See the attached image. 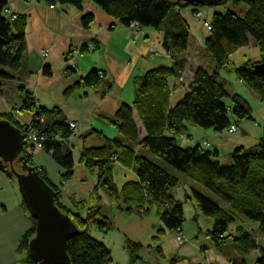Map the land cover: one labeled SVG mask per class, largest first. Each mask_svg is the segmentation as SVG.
Returning <instances> with one entry per match:
<instances>
[{
  "label": "trees",
  "instance_id": "16d2710c",
  "mask_svg": "<svg viewBox=\"0 0 264 264\" xmlns=\"http://www.w3.org/2000/svg\"><path fill=\"white\" fill-rule=\"evenodd\" d=\"M49 5H73L81 8L84 0H46ZM106 14L124 26L133 22L142 27L163 31V47L171 55L173 63L159 65L148 70L143 77L135 81L133 104H122L115 116L110 119L116 125L122 140L110 139L103 132L93 130L88 136L99 139L98 145L87 146L80 158L90 171L97 170V184L93 189L91 200L96 206L87 209L85 217L72 213L60 202L61 190L53 184L44 170L33 164L34 148L25 146L14 163V169L22 173L26 160L35 167L39 175L55 192V204L62 213L71 218L77 233L68 241L67 254L72 264H112L111 251L105 244L91 236V228L112 229L111 221L104 216L101 191L116 204L122 213L137 214L146 217L154 210L163 227L157 234L165 231L178 232L184 223L183 205L175 201L173 190L180 184V179L171 171L182 174L195 184L204 188L207 193L194 191V199L204 216L213 221L211 238L217 247L235 242L242 252L258 248L251 240V233L241 225L236 228V235L231 233L233 225L245 219L257 226L264 235V134L254 151L243 147L236 148L232 154L233 164L222 166L215 158L217 154L204 150L200 145L183 148L176 136L170 137L168 131H175L179 136L187 133L188 124L201 129H213L216 132L226 131L232 124V117L237 121L251 119L249 104L237 95L229 94L227 84L219 78L218 72L211 74L199 69L194 83L184 98L171 106V91L168 80L180 78L187 64L186 51L190 40V29L182 10L192 9V13L203 8H218L211 21L212 30L205 40V51L223 69L231 55L248 44V36L255 39L264 61V0H223L210 5L192 4L179 0H93ZM245 4L244 16L234 12L230 5ZM8 0H0V94L5 82L15 79L14 73L22 67L26 53L25 33L26 18L18 16L12 20L4 10ZM92 13L82 18L85 27L93 22ZM47 69H45V72ZM99 70L91 71L79 83L65 92L68 96L80 86L95 87L102 76ZM237 77L264 103V75L253 71V64H246L235 69ZM22 90L21 113L30 112L37 117L44 116L42 125L44 134L50 137L45 150H52V159L66 170L61 178V186L71 179L75 161L71 150L59 144L51 135L61 132L64 136L70 133L67 119L59 109L38 108L33 94L25 87ZM230 98L232 106L228 107L225 99ZM134 110L140 117L147 136L142 141L143 153L135 145L139 141L138 128L134 121ZM0 120H8L7 115ZM21 128L20 125L14 124ZM87 137H84V141ZM163 161L164 167L152 158ZM116 163L132 168L139 177V182H128L121 190L115 184L113 169ZM168 167L169 169H167ZM9 170V164H6ZM78 211L86 209L85 202H75ZM23 205L27 210L26 202ZM28 211V210H27ZM32 227L21 238L18 251L24 254V264H39L29 250L30 241L36 233V219L31 217ZM125 247L131 254L129 264L141 260L139 252L142 244L126 239ZM216 263V262H213ZM170 264H174L172 261ZM233 264H238L233 262ZM254 264H264V251Z\"/></svg>",
  "mask_w": 264,
  "mask_h": 264
},
{
  "label": "crops",
  "instance_id": "0c3cea01",
  "mask_svg": "<svg viewBox=\"0 0 264 264\" xmlns=\"http://www.w3.org/2000/svg\"><path fill=\"white\" fill-rule=\"evenodd\" d=\"M8 8L12 13L26 18V53L21 69L14 73L15 79L2 86L0 116L10 117L9 110L22 107L21 87H25L33 94L38 108L59 109L68 123L77 124V130L71 137L75 161L71 179L61 186V178L66 170L47 152L37 147L34 148L33 164L39 170H44L48 179L59 186L61 204L72 213L85 217L87 209L96 206L91 196L98 179L97 170L90 171L80 162V158L84 145L93 146L100 142L97 137L88 135L97 130L110 139H123L110 119L122 104H133L135 81L150 69L173 63L171 55L163 47V31L142 27V34L136 37L131 28L106 14L92 0H84L81 8L59 3L49 5L46 0H8ZM218 11L222 12L218 8H205L206 18L212 20ZM244 11H247V6ZM90 13L94 15V20L89 27H85L82 18ZM181 14L189 26L190 40L186 51L187 64L182 76L168 80L171 106L184 98L194 83L197 71L205 69L211 74L218 72L219 78L227 84L229 94L246 101L252 114L251 119L242 121L232 117V122L238 126L233 134L188 124L187 133L177 140L183 148L200 145L203 141L209 142V151L217 154L215 160L222 166H230L236 148L254 151L264 134V103L240 79H236L235 69L247 62L253 65L260 63L263 57L255 39L248 36V44L231 55L225 68L219 70L205 51V40L209 33L193 17L192 9L182 10ZM72 48L76 49V56L71 54ZM254 51L256 55L252 54ZM93 70L103 72L97 86H80L65 96L66 91ZM225 103L228 107L232 106L230 98L225 99ZM30 116V112L21 113L22 123L27 122ZM133 116L139 132L135 148L143 153L141 143L147 133L135 110ZM84 137H87L85 141ZM148 157L158 163V158ZM158 164L164 167L161 162ZM171 172L180 179V184L172 193L175 201L183 205L182 233L187 238L185 244L177 241L175 231L167 230L162 235L157 234V229L163 227V224L154 210L146 217L122 213L103 191L102 213L110 219L112 229L101 230L93 226L91 236L106 245L113 261L116 259L115 251L121 249L127 255L124 262L129 263V254L125 249L126 239H129L143 245L140 252L145 254L149 264H170L172 261L174 264H207L209 261L218 264H248L238 243L230 242L217 247L212 240L210 234L213 221L202 214L193 196L195 190L207 191L182 174ZM113 176L119 190L128 182L140 180L134 169L120 163L115 164ZM73 200L85 202L86 209L78 211ZM31 227V216L23 205L18 182L13 176L0 172V264H24V254L18 248L21 238ZM231 233L236 235V230ZM258 259L257 256L254 263Z\"/></svg>",
  "mask_w": 264,
  "mask_h": 264
},
{
  "label": "water",
  "instance_id": "95a60500",
  "mask_svg": "<svg viewBox=\"0 0 264 264\" xmlns=\"http://www.w3.org/2000/svg\"><path fill=\"white\" fill-rule=\"evenodd\" d=\"M179 1L210 5L223 0ZM253 71L264 75V61L254 64ZM23 140L20 128L8 120H0V172L17 179L27 210L36 219V233L29 244L30 253L39 264H72L67 254V244L77 233V228L71 218L55 204V192L34 166L25 160L22 173L14 169V163L24 148ZM6 164H9V170Z\"/></svg>",
  "mask_w": 264,
  "mask_h": 264
},
{
  "label": "built area",
  "instance_id": "2783aa9c",
  "mask_svg": "<svg viewBox=\"0 0 264 264\" xmlns=\"http://www.w3.org/2000/svg\"><path fill=\"white\" fill-rule=\"evenodd\" d=\"M4 12L7 15L11 16L12 20L17 19L19 16L17 13H12L8 7L5 8ZM193 17L202 23L206 32H208V33L211 32L212 25H211V21L206 18L205 8L199 9L196 12H194ZM129 28H131V30H133L136 37L142 34V26L137 22H133L129 26ZM91 47H93V46L91 45ZM71 54L73 56H76V49L75 48H72ZM46 55H48V54H46ZM98 74L100 76H103L102 71H98ZM0 99H2L1 94H0ZM8 114H9V116L11 118V122L13 124H17V125L21 126L23 136H24L23 141H24L25 146L30 147L31 145H33V146L39 148L40 150L47 152L45 150V144L49 141L50 137L48 135L44 134L42 131V125L46 121L44 116L37 117L36 115H34L32 113L30 116V119L27 122L22 123L21 112L19 111V109L9 110ZM69 127H70V133L67 136H64L61 132H57V133L51 135V138L54 141L58 142L59 144H64V145L68 146V148L71 150V152L73 154L74 153V147L72 146V143H71V137L75 134V131L77 130V124L75 122H70ZM237 129H238L237 124H232L226 130V132L228 134H233L234 132L237 131ZM168 135L170 137H172V136H176L177 138L180 137V135L178 136L176 134V132L173 130L168 131ZM200 146L204 150H210V143L209 142L203 141L202 143H200ZM52 152L53 151L50 150L49 152H47V154H49L51 156ZM177 241L180 244H185L187 242V238L182 233V228H180L177 232ZM207 264H218V263H213V262L209 261Z\"/></svg>",
  "mask_w": 264,
  "mask_h": 264
},
{
  "label": "rangeland",
  "instance_id": "374dc122",
  "mask_svg": "<svg viewBox=\"0 0 264 264\" xmlns=\"http://www.w3.org/2000/svg\"><path fill=\"white\" fill-rule=\"evenodd\" d=\"M92 2L94 3L93 0H92ZM245 7H246L245 4L230 5V8L240 16L245 15V11H244ZM252 54L256 55V52L254 51ZM236 79H239V78H236ZM180 144H184V147H186L185 146L186 144L184 142L180 141ZM24 147H25V145H24ZM157 160H158V163L161 162L163 165L165 164L160 159H157ZM16 181H17V179H16ZM18 188H19V185H18ZM19 190H20V188H19ZM239 225H241L245 230H247L249 233H251V240H253L256 243V245L258 246V248L251 249L250 251H248L247 253L244 254V260L246 261V263L253 264L255 259L257 258V256L260 258L262 255V251H264V235L257 229V226L255 224H253L252 222L247 221L245 219H240L239 223L232 226L231 231H234V229L236 230V228ZM125 249L127 251V254H129V262H130L131 254L127 248H125ZM115 253H116L115 254L116 259H114L112 264H129V263L124 262L127 255H126V253H124L123 250L118 249V251H115ZM139 255L143 256L144 258H141V260H138L135 264H149L148 262H146V259H145L146 256L143 252L142 253L139 252Z\"/></svg>",
  "mask_w": 264,
  "mask_h": 264
},
{
  "label": "bare ground",
  "instance_id": "6f19581e",
  "mask_svg": "<svg viewBox=\"0 0 264 264\" xmlns=\"http://www.w3.org/2000/svg\"><path fill=\"white\" fill-rule=\"evenodd\" d=\"M24 147V146H23ZM24 149V148H23Z\"/></svg>",
  "mask_w": 264,
  "mask_h": 264
}]
</instances>
